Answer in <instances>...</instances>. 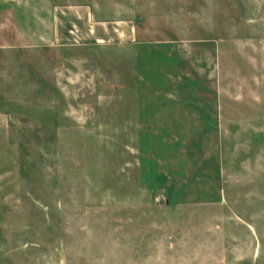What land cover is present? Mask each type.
<instances>
[{
    "label": "rangeland",
    "instance_id": "374dc122",
    "mask_svg": "<svg viewBox=\"0 0 264 264\" xmlns=\"http://www.w3.org/2000/svg\"><path fill=\"white\" fill-rule=\"evenodd\" d=\"M122 2L133 45L0 18V264H264V0Z\"/></svg>",
    "mask_w": 264,
    "mask_h": 264
},
{
    "label": "crops",
    "instance_id": "0c3cea01",
    "mask_svg": "<svg viewBox=\"0 0 264 264\" xmlns=\"http://www.w3.org/2000/svg\"><path fill=\"white\" fill-rule=\"evenodd\" d=\"M0 7V13H3L0 18L7 20L6 37L12 36L17 44L29 47L44 45L43 48L51 49L137 43L133 38L134 26L129 19L132 16L122 0H2ZM165 105L170 107L167 103ZM160 117L158 121L151 118L138 120L137 130L141 139L152 138L156 133L153 129L156 123L162 125L158 134H165L161 139L172 138L174 130L166 125L170 122L164 120L166 117ZM141 133L151 135L142 138ZM154 165L158 169L157 162ZM158 170L165 172L166 169Z\"/></svg>",
    "mask_w": 264,
    "mask_h": 264
}]
</instances>
